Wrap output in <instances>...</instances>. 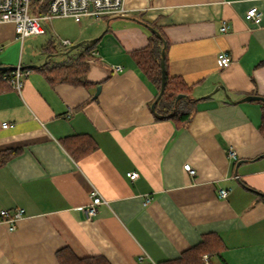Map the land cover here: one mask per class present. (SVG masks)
Listing matches in <instances>:
<instances>
[{
    "label": "crops",
    "instance_id": "obj_1",
    "mask_svg": "<svg viewBox=\"0 0 264 264\" xmlns=\"http://www.w3.org/2000/svg\"><path fill=\"white\" fill-rule=\"evenodd\" d=\"M254 5L260 25L245 19ZM125 7L126 15L46 21L36 38L42 53L31 58L14 24L0 23V66L30 70L21 92L0 87V153L21 149L0 164V211L25 210L14 230L0 213V264H60L63 248L110 264H161L209 233L223 249L205 264H264V102L243 100L264 97V0ZM151 28L168 41L167 73L191 87L192 115L180 128L156 118L158 90L134 58ZM220 52L229 53V66L220 65ZM84 55L86 84L52 83L43 70ZM117 65L123 70L114 72ZM89 137L96 147L83 154L77 147ZM93 189L106 202L88 217Z\"/></svg>",
    "mask_w": 264,
    "mask_h": 264
},
{
    "label": "trees",
    "instance_id": "obj_2",
    "mask_svg": "<svg viewBox=\"0 0 264 264\" xmlns=\"http://www.w3.org/2000/svg\"><path fill=\"white\" fill-rule=\"evenodd\" d=\"M39 8L38 11H46L49 6V0H40L36 2ZM152 25V22H147ZM153 26V25H152ZM150 36L149 43L144 48L134 51V58L139 69L147 76V78L156 86L158 90L157 96L162 88L164 91L159 98L156 109L154 111L157 119H172L177 127L184 126L191 117V104L194 99L191 97V87L185 81L177 76H170L166 69V79L163 85L162 76V50L168 45V41L162 31L154 28ZM84 57H79L73 63H64L55 65L52 68L47 66L43 68L46 71L48 79L52 83L67 82L74 85H83L87 83V72L89 69L88 63L84 62ZM166 68V57H165ZM29 70V69H25ZM11 70H1L0 74L10 72ZM30 71V70H29ZM8 84L0 80V87ZM178 95H183L177 100ZM260 131L264 135V104L262 111V120ZM96 144L91 139L87 138L84 145H80L77 149L82 148L83 154L90 153L95 149ZM21 149H9L0 153V164L5 163L11 157L20 153ZM223 249V242L219 235L209 233L204 235L201 242L186 251L181 257L174 260H166L161 264H205L204 256L219 255ZM57 257L60 264H110L105 257L89 256L77 257L70 249L63 248L57 252Z\"/></svg>",
    "mask_w": 264,
    "mask_h": 264
},
{
    "label": "built area",
    "instance_id": "obj_3",
    "mask_svg": "<svg viewBox=\"0 0 264 264\" xmlns=\"http://www.w3.org/2000/svg\"><path fill=\"white\" fill-rule=\"evenodd\" d=\"M40 0H0V23L14 24L17 38L23 41L26 37L45 32V27L42 21H49L56 17H71L76 21H80L84 17L98 19L101 17H112L119 15H126L127 9L125 7V0H49V6L46 11H38V4ZM245 19L256 25H260L263 19V13L258 6L250 7L245 13ZM229 25L224 22L221 31L226 32ZM61 43L64 46H69L71 41L69 39H62ZM92 59L98 58L97 51L91 52ZM218 61L222 67H227L231 64L232 59L227 52H220ZM114 72L123 70V67L117 65L113 67ZM21 65L15 70L0 74V80L8 84L13 89L21 92L24 77L29 73ZM4 127L10 126L9 123H3ZM229 156L232 159L236 158V153L231 149ZM184 169L191 175L195 176L197 170L190 164L186 163ZM127 177L135 180L138 177L136 171L127 173ZM220 197L224 198L228 195V190L221 188L219 190ZM92 202L87 207H83L84 212L88 217L93 216L97 211V206L106 202L101 193L97 189L92 191ZM3 220L10 224V230L16 229L17 221L20 220L25 210L23 208H16L13 213L7 209L0 211ZM205 258H207L205 256ZM155 264V263H154Z\"/></svg>",
    "mask_w": 264,
    "mask_h": 264
},
{
    "label": "water",
    "instance_id": "obj_4",
    "mask_svg": "<svg viewBox=\"0 0 264 264\" xmlns=\"http://www.w3.org/2000/svg\"><path fill=\"white\" fill-rule=\"evenodd\" d=\"M153 31L155 30L154 28H151ZM36 65H28V68H33ZM18 66H0L1 70H15ZM23 68V67H22ZM162 76H163V85L165 83V79H166V68H165V48L162 50ZM101 90V87L98 86L97 88V92L96 95L97 96L99 94ZM164 91V87L162 88L160 94L157 96L156 100L153 102L152 104V109L155 111L156 109V104L159 100V98L161 97L162 93ZM183 95H178L177 100H179ZM261 100L264 102V97L262 96H258V95H252V96H248L246 98H244L243 100Z\"/></svg>",
    "mask_w": 264,
    "mask_h": 264
},
{
    "label": "rangeland",
    "instance_id": "obj_5",
    "mask_svg": "<svg viewBox=\"0 0 264 264\" xmlns=\"http://www.w3.org/2000/svg\"><path fill=\"white\" fill-rule=\"evenodd\" d=\"M46 21H42L43 25ZM38 37V34H34L31 36H28L24 39V56L25 58H31L34 54L42 53V47L36 42V38Z\"/></svg>",
    "mask_w": 264,
    "mask_h": 264
}]
</instances>
